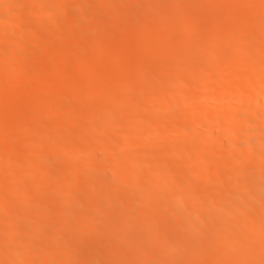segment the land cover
<instances>
[{"label":"bare ground","instance_id":"obj_1","mask_svg":"<svg viewBox=\"0 0 264 264\" xmlns=\"http://www.w3.org/2000/svg\"><path fill=\"white\" fill-rule=\"evenodd\" d=\"M30 1L0 0V264L263 262L264 0Z\"/></svg>","mask_w":264,"mask_h":264},{"label":"rangeland","instance_id":"obj_2","mask_svg":"<svg viewBox=\"0 0 264 264\" xmlns=\"http://www.w3.org/2000/svg\"><path fill=\"white\" fill-rule=\"evenodd\" d=\"M26 1H30V0H26ZM33 1H35V0H31L29 3L33 2ZM114 1H117V0H114ZM152 1H153V0H152ZM163 1H164V0H163ZM165 1H166V3H168V1H169V4H171V3L173 2V0H168V1L165 0ZM171 1H172V2H171ZM248 1H249V2H248ZM244 2H245V3H244ZM255 2H256L257 4H259V3H260V0H259V1H258V0H257V1H256V0H247V1H246V0H243V3H244L245 5H249V4H250L249 6L252 7V8H253V7H256L257 4H255ZM246 3H247V4H246ZM21 4L23 5L24 3L21 2ZM26 4H28V3H26ZM22 5H21V6H22ZM22 7H23V6H22ZM22 9H23V8H22ZM22 9H21V11H22ZM119 9H120L122 12H124V13H126V11H127V13H130L131 11L135 10V9L132 8V7H131V8L128 7V6H124V7H123V5H122V6L120 5V6H119ZM124 10H125V11H124ZM130 10H131V11H130ZM183 10L186 11L187 8H183ZM129 11H130V12H129ZM184 11H183V12H184ZM24 12H25V11H24ZM180 13H181V12H179L178 15H179ZM262 14L264 15V13H262ZM262 14L260 15V13H257V16H255L254 18H253V16H254V14H253V15H252V18H251V22H253V23L256 24V25H260L259 27H264V25H263L264 22H262V21H264V16H263ZM255 15H256V14H255ZM261 16H262V17H261ZM175 17H176V16H175ZM261 18H262V20H261L262 23L260 22V19H261ZM2 21H4V20H2ZM254 21H255L256 23H255ZM257 21H259V23H258ZM202 22H203V23H202ZM204 23H205V24H204ZM66 24H68V23H67V21H65V20H64V21H59V22H56V23L54 22V25L56 26V28L58 27V28H57L58 30H59V28H61V29L64 28ZM201 24H202V25H201ZM204 25H205V26H204ZM66 26H67V25H66ZM194 26H195V27H194ZM200 26H202V28H201ZM24 27L27 29V30H25V28H24V30L26 31V33L28 32V35H29L30 33L32 34V35H29V36H35V35H38V34H39V35H41V37H40V42H42V40H44V39H43V34L40 33V31H42V33H43V31H44V30H41L42 28H41V29H39V28H31V27L29 28V26L27 27V25H24ZM172 27H173V28H172ZM191 27H194V29L197 27L195 30H194L193 28H191V30H193V32L195 31V33H196V32H197V33L195 34V36H193V38L191 37V38H190L191 40L189 39V40L187 41V43L190 45V44H191V43H189V41H190V42H192V46H195V45L201 43L202 40H201V41H198V42H194V41H197V40H198L197 37H200V36L202 37L201 34H203V33L205 32V31H204V29H205L204 27H208V23H207L206 21H200V23L196 22V23H194L193 26L191 25ZM171 28H172V31H171ZM175 28H176V29H175ZM179 28H180V29H179ZM198 28H200V29H198ZM203 28H204V29H203ZM187 29L190 30V26H189ZM201 29H203V30H201ZM206 29H207V28H206ZM227 29H228V28H226L225 30H227ZM88 30H90L91 32H93V30H91V29H87V30H85L84 33H82L83 36L81 35L82 39H86V38L89 39V37H90V35H91V32H89ZM173 30H174V31L176 30V31L174 32ZM177 30L181 31V27H179V26H177V27H176V26H171V27L169 28V31H170L171 33H176V32H178L179 35H180V32L177 31ZM225 30H224L223 32H224L225 34H227V32H229V30H227V32H225ZM86 31H87V32H86ZM199 31H201V33H200ZM85 32H86V33H85ZM181 33H182V32H181ZM34 34H35V35H34ZM92 34H94V32H93ZM85 35H86V36H85ZM175 35H178V34H175ZM197 35H198V36H197ZM199 35H200V36H199ZM60 37H61V38H59V40H61V39L63 40V38H62L63 36H60ZM194 37H195V38H194ZM90 38H91V37H90ZM41 39H42V40H41ZM195 39H197V40H195ZM200 39H202V38H199V40H200ZM250 43H252V42H249L248 44H250ZM172 44L176 45L175 42H173ZM248 44H247V46H250V45H251V44H250V45H248ZM252 44H253V45H256L254 50L257 51V48H256V47H258V46H260V45L256 44L255 42L252 43ZM173 47H174V46H172L171 48H173ZM250 47H251V46H250ZM247 48H248V47H247ZM258 48H259V47H258ZM251 49L253 50V47H252ZM251 49H248V50H251ZM108 50L110 51V49H108ZM252 50H251V51H252ZM24 51H25V50H24ZM159 52H160V50L156 51L155 54H158ZM207 53H208V52L203 53V55L206 54V55H204L203 57H207V56L209 55V54H207ZM75 55L78 56V57H75V56H74V58L72 57V58L69 60L70 63L72 64L73 68H72V67H69V66H71V64L68 62V64H70V65L68 66L67 75H69L70 78H73V77H74V78H77V76L80 77L81 75L86 74V73L88 72V68H87V67H82V66H79V65H78L79 60H83V61H85L87 58H86V57H82L81 55H77V54H75ZM80 56H81V57H80ZM201 56H202V55H201V53H200V58H203V57H201ZM209 56H210V55H209ZM79 58H80V59H79ZM81 58H82V59H81ZM76 60H78V61H76ZM83 61H80L79 64H80L81 62H83ZM37 62L39 63V61H37ZM37 62H36V64H35V62H34V63H26V64H28L29 68L31 67L30 65H32V64L35 66V68H38V67H40V64H41V63L38 64ZM40 62H41V61H40ZM254 63H256V62L254 61ZM78 66H79L81 69H80ZM76 67H78V69H76ZM71 68H72V69H71ZM152 68H154V67H149V68H146V69H145V68H142L141 70H142V72L145 71V70H148L147 72H146V71L144 72V73H149L148 75H150V71H151V70H153V71H152L153 73L155 72V73L157 74V69H156V68L152 69ZM86 69H87V70H86ZM79 71H80V72H83V73L81 74V73H79ZM169 71H170V70H169ZM167 72H168V71L166 70L165 73H167ZM165 73H164V74H165ZM170 73L172 74V76H174V75H173V74H174V71H173V73H172V71H170L168 74H165V76H166V77L168 76V78H171L172 76H169V75H171ZM75 74H76V75H75ZM78 74H79V75L81 74V75L79 76ZM156 74H155V75L151 74L150 76H151V77L153 76L152 78H154V76H156ZM71 75H72L73 77H71ZM246 77H248V75H247V76L245 75V78H246ZM249 77H250V76H249ZM249 77H248V79H249ZM155 78H156V77H155ZM242 78H243V75L240 76V79H242ZM171 79H172V78H171ZM248 79H246V80H248ZM152 80H153V81H152V85H155V86H156L157 84H156V83L154 84V82H156V81H155L156 79H155V80L152 79ZM243 80H244V79H242L241 82H243ZM246 80H244V82H246ZM89 82H90V83H89ZM92 82H93V81H91V80L88 81V83H89L90 85H92ZM158 82H159V81H158ZM181 82H182V81H181ZM214 82H215V81H214ZM124 84H129V83L126 82V83H124ZM158 84H159V83H158ZM76 86H78V85L76 84ZM79 86H84V85H83L82 83H80ZM79 86H78L77 88H78V89H81V87H79ZM178 86H179V88L182 87V89H186V88L188 87V86L186 87V84H185L184 81H183V83H180V82H179ZM40 87H41V88H40ZM40 87H39V88L43 90L44 87H45V85H42V86H40ZM184 87H186V88H184ZM37 88H38V87H37ZM37 88H36V89H37ZM154 88H155V87H154ZM82 89H83V88H82ZM42 90H40V92H41ZM109 93H111V94H109V95H107L108 93H103L104 95L102 94L103 97H104V99H107V98H108L107 101L110 102V99L112 98L113 101H114V98H115L114 96H116V94H115V93L112 94V92H109ZM245 93H246V92H245ZM245 93H244V94L242 93V94L245 95ZM105 96H106L107 98H106ZM246 96H247V93H246L245 97H246ZM98 97H99V100H101V101L103 100V102H104V101L106 102V100H104V99L101 98V97H102L101 95H98V96H97V99H98ZM116 97H117V96H116ZM169 98H171V96H169ZM133 101H134V100L131 99L130 101H127V103H129V105L131 106V104L134 103ZM134 104H135V103H134ZM61 111H63V110H61ZM61 111H60V113L63 115L65 112L62 113ZM64 111H65V109H64ZM70 112H71V111H70ZM68 113H69V111L66 110V115H68ZM70 114H71V113H70ZM70 114H69V115H70ZM72 114H73V113H72ZM69 115H68V116H69ZM70 116H73V115H70ZM23 117H24V116H23ZM24 120H26V117H24ZM251 126H252V125H251ZM251 126H250V127H251ZM252 127H253V126H252ZM253 128H254V127H253ZM63 129H64V128H62V130H63ZM251 130H253V129L251 128ZM5 131H7V130H5ZM3 132H4V131H3ZM4 133H5V132H4ZM7 133L9 134L8 131L6 132V134H7ZM32 133H33V134H32ZM32 133H29V134L31 135V137H32L33 139H35V138H36L35 136H38V134H35V132H32ZM29 134H27L25 137L28 138V137H29ZM34 134H35V136H34ZM113 134H114V133H113ZM27 136H28V137H27ZM48 136H51V138L53 137L52 135H48ZM48 136H47V137H48ZM34 137H35V138H34ZM49 138H50V137H49ZM49 138H48V139H49ZM30 139H31V138H30ZM224 142H225V140H224ZM83 143L86 144L87 142L84 141ZM83 143H82V144H83ZM17 152H18V151H16L15 153H17ZM15 153H14L13 155H15ZM32 153H34V152H32ZM20 154H21V152H20V153L18 152L17 155H15V157H14V156H13V157L16 158V156H19ZM35 154H36V153H35ZM35 154L32 155V156H35ZM258 158H261V157L259 156ZM160 166H161V167H164L165 165H160ZM176 177L179 178V176H176ZM176 177H175V178H176ZM20 184H23V183H19V185H20ZM25 185H26V183H25ZM21 186H24V185H21ZM135 188H137V186H131V187H130V190H131V189H135ZM7 189H9V188H7ZM7 189H6V190H7ZM6 190H4V191H6ZM263 190H264V189H263ZM157 191H159V190H157ZM4 194H5V193H3V196L6 198V196H5ZM6 194H7V193H6ZM2 198H3V197H2ZM5 198H3V200L6 201L7 199H5ZM8 201H9V200H8ZM11 202H12V201H11ZM11 202H10V203H11ZM57 205H58V206H61V205H63V204L57 203ZM42 206H43V205H42ZM250 207H251V206H249V209H250ZM42 208H44V207H42ZM251 208H252V207H251ZM249 209H248V210H249ZM250 210H251V209H250ZM117 216H118V215H117ZM117 216H116V217H117ZM111 217H112V216H111ZM112 218L114 219V217H112ZM236 219H238V218H236ZM99 223H100V222H99ZM44 230L48 232V228H46V229H44ZM44 230H43V232H44ZM49 230H50V229H49ZM47 232H46V233H47ZM43 234H44V233H43ZM99 234H101V233L99 232ZM213 240H214V239H213ZM217 241L220 242V244L223 243V241H221V240H217V239H216V241H215V240H214V241H211V243H212L211 245H213V246H215V245H216V246L219 245V243L217 244ZM213 246H211V247H213ZM185 248H186V247H185ZM186 250L189 251L190 249L187 247ZM186 250H185V252H186ZM180 251L183 252V251H184V248H183L182 250H180ZM188 251H187V252H188ZM111 252H112V251H111ZM111 252H108V253H107V251H106V254L113 255V254H110ZM185 252H183L182 254H184V255L188 254V253L185 254ZM189 252H190V251H189ZM113 253L115 254V252H113ZM180 253H181V252H180ZM209 255H210L209 258H210V260H212V262H214V260H215V261L217 260V258H216L215 255H212V254H210V253L208 254V256H209ZM211 255H212V256H211ZM256 260H258V259L250 260L251 262H248V264H258V263H259V264H262V263H264V261L261 262L260 260H259V261H256ZM217 261H218V260H217Z\"/></svg>","mask_w":264,"mask_h":264}]
</instances>
